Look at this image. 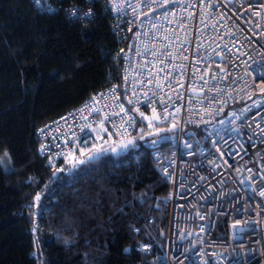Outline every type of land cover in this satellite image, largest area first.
<instances>
[{"label": "built area", "instance_id": "built-area-1", "mask_svg": "<svg viewBox=\"0 0 264 264\" xmlns=\"http://www.w3.org/2000/svg\"><path fill=\"white\" fill-rule=\"evenodd\" d=\"M92 1L86 0L81 7H68L67 16L71 20L91 19L94 14ZM30 2L41 14H52L57 10L51 0H42L40 5L34 0ZM211 2L216 4L214 9L204 8L202 0H176L174 3L169 0H103L104 8L111 16L112 31L120 42L126 44L121 58L120 84L114 83L94 92L78 106L36 130L38 154L46 158L52 168L78 169L105 155L129 148L133 144L122 147L129 140L138 141L149 151L155 171L168 187L161 197L167 210L165 240L161 243L154 236L141 239L135 247L142 255L137 264H264V196L260 194L264 191V133L261 131L264 129V92L256 86L260 84V73L264 71V0ZM189 3L196 7H188ZM48 7L55 11H47ZM73 11L76 15H71ZM201 11L214 13L211 18L204 16L208 25L216 24L220 32L233 34L224 36L218 41L220 44L236 40L233 53L238 59L228 65L232 76L211 81L209 71L204 78L210 84L201 87L198 74L193 90L189 88L193 81L190 75H186L184 87L177 89L182 99L177 98V91L167 87L160 91L154 85H148V68L155 73L163 68L164 63H169L167 60L158 62L152 53L157 52L162 57L169 51L175 53L182 44L189 47L185 44V37L194 42L197 39L196 26L204 27L200 25ZM190 12L196 14V19L181 21V17L187 18ZM182 22L192 27L184 30L180 27ZM205 34L212 35L213 29L205 28ZM204 44L207 46L209 41L204 40ZM192 51L194 49L185 53L189 56L185 64H190L194 58ZM169 70L176 71L171 66L166 69ZM213 70L218 71L215 67ZM163 76V72H158V79ZM142 80L144 84L140 83ZM160 82L164 83L163 79ZM213 84L224 91L209 92L208 88ZM153 90L158 93L157 103L149 107L145 94L152 96ZM166 92L171 98L165 95ZM160 96L170 105L167 113L159 101ZM93 97H97L98 102H93ZM129 100L133 103L129 104ZM120 105L126 110L139 108L149 117L155 108L158 114L167 115L168 119L154 122V127L149 128L148 121L133 111L131 115L136 128L128 129L123 137L114 134L108 139L105 134L107 144L104 146L109 150L100 154L98 159L89 161L86 156L81 157L78 147L75 160L69 158L65 161L64 156L59 155L69 151L63 141L68 139L71 145L76 136L81 140L88 139L89 145L93 142L97 147L104 144V141L96 140L88 128L80 130L93 118L99 120L102 116L96 112L91 113L89 120H83L81 116L88 114V108L111 113L114 108L119 111ZM177 106L179 112L175 111ZM80 109L85 112L81 114ZM70 113H76L74 123ZM65 116L69 117L67 124H54ZM113 119L119 122L118 116ZM257 124L260 128L256 127ZM49 125L53 130L42 133L41 129ZM105 126L113 131L111 125ZM57 127L59 131H56ZM141 127L143 133H140ZM154 140L156 144L152 143ZM56 144L60 147H55ZM188 144L191 147H187ZM42 147L46 148L43 154ZM111 148L117 151L113 152ZM229 150H232L231 155ZM79 160H85V163H78ZM152 222L153 219L149 218L146 223L134 227L133 234L139 235Z\"/></svg>", "mask_w": 264, "mask_h": 264}, {"label": "trees", "instance_id": "trees-1", "mask_svg": "<svg viewBox=\"0 0 264 264\" xmlns=\"http://www.w3.org/2000/svg\"><path fill=\"white\" fill-rule=\"evenodd\" d=\"M51 2L41 14L0 0V264H137L141 239L165 240L168 187L149 151L137 141L75 170L38 154L39 127L120 84L126 49L103 0L84 20L66 9L86 0Z\"/></svg>", "mask_w": 264, "mask_h": 264}, {"label": "snow or ice", "instance_id": "snow-or-ice-1", "mask_svg": "<svg viewBox=\"0 0 264 264\" xmlns=\"http://www.w3.org/2000/svg\"><path fill=\"white\" fill-rule=\"evenodd\" d=\"M169 2L174 3L176 0H169ZM34 3L37 5H40L42 3V0H34ZM204 8H212L214 9L216 7L215 3H212L211 0H202ZM164 6V5H160ZM188 7L195 8V4H188ZM224 7H227V5H224ZM47 11L52 12L55 11L51 7L47 8ZM71 15H76L75 11L71 13ZM87 15L91 16L92 13H88ZM208 15L209 18H211L214 13H204L201 11L200 13V25H203L204 27L196 26V35L197 39L194 42H189L188 38L185 37V44H189V47H185L183 44L181 45V48L178 49L175 53L169 51L164 53V55L161 57L157 52H153L152 55L157 58V61L160 63H163L165 60L169 61V63H164L163 68L159 69L158 72H163L164 76L162 78L158 79V72H153L152 68H148V76L146 77V82L148 85H154L155 89H159L160 91H164L165 87L168 89H171L173 91H177L178 88L184 87V79L186 75H190V79L193 81V83L189 84V88L194 90V82L197 79V76L199 74V79L202 81L201 87L205 85H209L210 81L208 79H205V75L211 71V81H222L227 79L228 77L232 76L231 69L228 67L229 64L233 63L235 59H238V57L233 53V47L236 44V40H230L225 41L223 44H220L218 41L223 40L224 36L233 35L232 33L225 31L220 32L217 29L216 24L208 25L206 21L204 20V16ZM226 16V13L224 14ZM193 21L196 19V14L190 12L187 18L181 17V21ZM221 19H224V16H221ZM219 23V21H217ZM180 27L184 30H187V28L192 27L189 23H181ZM211 27L213 29L212 35L205 34V28ZM221 27H223L221 25ZM165 39H168V37H165ZM204 40H208L209 44L205 46ZM190 49H194L192 51L193 59L190 64H185L184 61L189 60V56L185 53H189ZM203 49V51H201ZM139 54V50H138ZM243 55H247V53H243ZM175 61H180V63H175ZM151 63V62H149ZM245 64H247V61H244ZM224 65L223 67L221 65ZM171 66L172 69H175L176 71H166V69H169ZM153 68L155 65L153 64ZM213 67L215 69H218V71L213 70ZM251 67V65H249ZM203 69V72H202ZM250 75V73H249ZM261 81L260 84L256 85L257 87L261 88V91L264 92V71L260 73ZM160 79H163L164 83L160 82ZM235 81V77H233V82ZM145 81H140L141 84H144ZM255 84V80L253 81ZM217 91L221 92L224 91L223 89H219L215 84H213L211 87L208 88V91ZM114 91V89L112 90ZM135 94V92L133 93ZM103 95V94H100ZM158 93L157 91L153 90L152 96H147L145 94V99L148 102V106L151 107L153 104L157 103L156 97ZM165 95H169V93H165ZM177 98L182 99L183 96L181 93L177 91ZM209 99H214V97H210ZM160 103L163 105L164 112L167 113L168 109L170 107L167 102L164 101V97H159ZM93 102H98L97 97H93ZM191 102V98H190ZM129 104H132V100L128 101ZM87 107V106H86ZM105 107H108V105H105ZM180 108L177 106L175 108L176 112H179ZM81 114L85 112V109L79 110ZM135 111L138 113V115L141 117L142 120L148 121V127L152 128L154 127V122H160V121H166L168 119L167 115H161L158 114L155 108H152V115L151 117L145 115L143 111H140L139 108L133 107L132 109H125L123 105L119 106V111H116L115 108L111 113H103L101 109H95V108H88V114L82 115L81 118L83 120H89V116L92 112H96L98 116H102V119L97 120L96 118H93L89 121V123L83 125L81 127V131L84 130V128H88L95 136L96 140L104 141V144H101L99 147L93 142L91 145H89L88 139H83L79 136L75 137V140L72 142L71 145H69V140L66 139L63 141V144L66 148H69V151L62 152L59 155H63L65 161H68L69 158H72L75 160V151L77 147L79 148V155L81 157L86 156L87 160H95L98 159L100 154L103 152L108 151L109 149L106 148L104 145L107 144V140L105 139V134H107V138L111 139L112 136L118 135L123 137L124 134L128 131V129H134L136 128V121L134 117L131 115V113ZM72 119L73 123L76 119V113H70L69 114ZM171 115V113H169ZM119 117V122L113 119V117ZM69 117H61L59 121H55L54 124L59 126L61 122H64L65 124L68 123ZM223 123V121H221ZM105 124L111 125L113 131H110L108 127L105 126ZM173 127H175V124H173ZM257 128H260V125H256ZM72 126L69 125V130L71 131ZM52 126H46L45 129H41V132H50L52 131ZM56 131H59V127H57ZM262 133H264V129H261ZM144 132V128H140V133ZM67 135V133H65ZM74 135V133H73ZM219 135V133H217ZM55 140L56 137H53ZM153 144H156L157 141H152ZM215 143V142H214ZM128 144H134V141L129 140L127 144L122 145V147L126 148ZM55 147H60L59 144L54 145ZM187 147H191V144H188ZM240 147H243L241 145ZM94 150V151H93ZM46 151L45 147L41 148V153L43 154ZM111 151L116 152V148H111ZM217 151H220L219 148H217ZM231 151L229 150V155H231ZM224 153H221V156H223ZM52 163V161H50ZM78 163H85V160H79ZM225 164L228 163L227 160L224 161ZM73 167H75V163L73 164ZM239 170V169H238ZM56 171H64V169H56ZM251 171V169H249ZM262 196H264V191L260 193ZM40 197L37 196L36 200L39 201ZM235 227V225H234ZM127 251V250H126Z\"/></svg>", "mask_w": 264, "mask_h": 264}]
</instances>
